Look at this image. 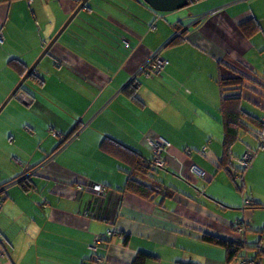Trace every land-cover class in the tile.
<instances>
[{"label": "crops", "instance_id": "obj_1", "mask_svg": "<svg viewBox=\"0 0 264 264\" xmlns=\"http://www.w3.org/2000/svg\"><path fill=\"white\" fill-rule=\"evenodd\" d=\"M80 2H0V106L21 80L10 61L28 70ZM187 10L87 0L38 61L39 82L27 80L30 102L17 96L1 110L0 264H132L138 254L154 257L144 264H220L211 259L220 252L202 234L247 246L246 233L264 230L259 209L243 204L264 207V130L241 133L243 144L231 147L233 158L253 152L241 178L218 169L223 95L237 96L234 105L264 121V0H198ZM249 21L255 26L246 27ZM155 54L167 62L159 72L148 65ZM65 91L75 99L90 95L63 111ZM45 112L54 117L47 127ZM104 136L145 160L153 157L151 142H167L160 170L177 179L152 175L176 191L151 199L123 191L128 166L100 151ZM203 148L206 160L192 152ZM28 177L24 189L18 181ZM98 184L101 194L89 187ZM206 194L240 216L233 221L203 201ZM95 238L102 241L94 251ZM249 249L258 256L253 263L264 264V250Z\"/></svg>", "mask_w": 264, "mask_h": 264}, {"label": "trees", "instance_id": "obj_2", "mask_svg": "<svg viewBox=\"0 0 264 264\" xmlns=\"http://www.w3.org/2000/svg\"><path fill=\"white\" fill-rule=\"evenodd\" d=\"M1 1H10V0H0ZM255 26V22L249 21L246 23V27ZM255 29L251 31H257ZM247 29V28H246ZM250 35V34H249ZM181 37V36H180ZM179 41L178 38H175L172 42L177 43ZM11 67L20 74V77L22 78L25 73L27 72V68L24 66V64L19 60H11L10 63ZM38 77L35 76L33 73L27 78V80L35 81L36 83L39 82ZM27 80L22 85L20 90L17 92V94L14 97H17L18 94H24L27 98H29V95H32L31 92L28 90V87L30 85L27 83ZM224 86V85H223ZM127 94L131 96V98H134L136 95V87L134 85H131L129 88H127ZM223 91V88L221 89ZM264 94V92H263ZM237 96L234 95H227L222 97V110L220 111L221 117L223 120V130H224V136L222 139V157L220 158L218 169L223 170L231 180H234V174H237L238 177H242V174L244 173L245 169L249 167L248 165L241 166L237 163V160H240V158H233V155L231 153V147L239 140L241 133H249V134H260L264 130V121H261L248 113L244 112L238 104L234 105L233 103L238 102L239 99H237ZM228 104V105H227ZM251 130H254L251 132ZM53 133V132H52ZM54 135V133L52 134ZM55 136V135H54ZM256 137L259 135H255ZM58 138L57 136H55ZM70 137V136H69ZM61 142L63 140H66V138L61 135L59 138ZM69 139V138H68ZM67 139V141H68ZM99 149L103 153L111 156L112 158L123 162L128 166V178L125 183L123 191H127L133 195H136L143 199H151L155 197L157 193H163L164 196L169 195L167 190H170L171 192L176 191L175 189L165 186L164 182L161 181L159 178H156L152 175V170L150 169V164L152 162V159L145 160L141 155L135 153L131 149L125 147L124 145L118 143L117 141L113 140L110 137L104 136L99 144ZM235 163H233V161ZM156 170V169H155ZM20 175V174H19ZM18 175V176H19ZM16 176V177H18ZM153 176V177H152ZM19 178V177H18ZM16 178V179H18ZM30 177L19 180L18 184L20 186H23L24 189H27L29 186ZM5 184L0 185V188L4 186ZM90 188L92 186H89ZM170 188V189H169ZM235 188L238 191H242V185H237L235 183ZM2 192L0 191V195ZM3 199L0 197V200ZM247 204H244V206L248 209H262L263 207L261 204L255 202V201H249L247 200ZM244 226L242 228H245L244 224H238V226ZM234 229L236 230V225L234 226ZM111 234L110 232L108 233ZM261 234L260 241L262 240V235H264V230L259 233ZM201 238L203 241L213 244V245H219L222 247L225 251V261L227 264H233L237 263L240 264L241 261L244 259L243 254H241V250L243 248H247L244 242L238 241L237 239L235 241H226L221 238L213 237L209 234H202ZM123 243L127 242V237L123 238ZM102 241V239H101ZM254 247L256 251H263L264 247L261 244V242ZM249 249V248H247ZM263 249V250H262ZM146 257H153L149 255H143L138 254L135 259L133 260L132 264H144ZM258 256H254L253 259H248L250 261H255ZM154 258V257H153ZM175 264H190V263H175Z\"/></svg>", "mask_w": 264, "mask_h": 264}, {"label": "rangeland", "instance_id": "obj_3", "mask_svg": "<svg viewBox=\"0 0 264 264\" xmlns=\"http://www.w3.org/2000/svg\"><path fill=\"white\" fill-rule=\"evenodd\" d=\"M189 6V5H188ZM188 6H186V7H184L183 9H184V11L183 12H185V11H188L187 10V7ZM47 46V45H46ZM0 47H1V45H0ZM41 54V53H40ZM3 56V54L0 56V57H2ZM94 63L95 64H99L100 62H98L97 60H95L94 61ZM93 91V90H92ZM95 91V90H94ZM74 92H71V91H65V92H63L62 94H61V97L63 98L65 95H66V97L65 98H63L64 100H61L60 102H61V106L63 107L62 108V110L63 111H66L65 109H67V110H70V111H73V109H74V107L75 106H79L80 104H83V103H85V100H86V95H90V93H84V95H82L81 97H83L82 99H75V98H73L74 97V94H73ZM27 96V95H26ZM28 97V96H27ZM14 99H16V97H13ZM17 100V99H16ZM57 112V111H56ZM56 117H57V115L55 116V119H56ZM41 118L43 119V120H45L44 121V123H45V126H46V123H47V121H53L54 120V117H52V115L50 114V113H47V112H45L44 113V115H42L41 116ZM57 121V120H56ZM47 127V126H46ZM54 136V135H53ZM249 136L247 135L245 138H248ZM238 143V142H237ZM246 143V142H245ZM238 144H243L242 142H240V143H238ZM192 150V149H191ZM192 152H193V154H195V155H198L200 158H202V159H207L205 156H202V154L200 155L199 154V152H198V150H192ZM160 172V173H159ZM154 173H159V175H160V177H162V178H164V177H169V176H173L172 174L173 173H170V174H166L167 172H164V170H160V169H156V170H154V172L152 173V174H154ZM165 173V174H164ZM158 174H156V176H157ZM175 175L177 176V174L175 173ZM195 175V174H194ZM197 176V175H196ZM221 176H223L222 174H221ZM158 177V176H157ZM174 178H176L175 176H173ZM177 179V178H176ZM161 180V179H160ZM197 180H201L200 182H202V187H203V185H205L206 184V182H204L202 179H198L197 178ZM161 181H163V180H161ZM240 182V181H239ZM233 186V185H232ZM198 189H200L201 190V187L199 188L198 187ZM245 192V191H244ZM202 193V192H201ZM236 193L237 194H239L237 191H236ZM249 193V192H248ZM203 201H206L210 206H213L214 208H217L219 211H222L223 213H225V214H227V216H231V217H233V221H234V219H235V217L236 216H240V215H238V214H241V213H239V212H241V211H239V210H235V209H229V210H227V209H224V207H223V205L220 203V202H218V201H216V200H213L212 198H210V196H208L207 194L205 195V197H202L201 198ZM210 200H212V201H214V204H212L211 202H209ZM264 208V207H263ZM258 212H260L261 213V218H260V223H261V225L262 226H264V209H259L258 210ZM225 216V215H224ZM223 216V217H224ZM226 217V216H225ZM228 218V217H227ZM236 223L237 222H234V225H236ZM258 230L260 229V228H257ZM106 233H108V231L106 232ZM257 236H260L259 234H257V233H253V232H248V233H246V235H245V237H246V243H247V248H251V247H253V246H255L256 245V242L258 241L257 239H258V237ZM101 243V242H100ZM207 244H209V243H207ZM213 245V244H212ZM214 247H215V250L216 251H218V252H220V258H218L216 255H214V256H212V258L211 259H214L215 261H217V263H220V264H225V261H224V249L222 248V247H220L219 245H213ZM241 254H243V255H245V254H247V256H248V258H250V260L251 259H253V256H254V254H255V251L254 250H251V249H246V248H243L242 250H241ZM264 262V261H263ZM238 263V262H237ZM237 263H234V264H237Z\"/></svg>", "mask_w": 264, "mask_h": 264}, {"label": "built area", "instance_id": "obj_4", "mask_svg": "<svg viewBox=\"0 0 264 264\" xmlns=\"http://www.w3.org/2000/svg\"><path fill=\"white\" fill-rule=\"evenodd\" d=\"M167 64V62H165V60H163L159 54H155L148 62V65L154 70V72H159L160 69ZM18 98L21 102L28 104L30 102V99L27 98L24 94H18ZM55 136H57L58 138L61 137L60 133H54ZM150 147H151V151H152V162L150 164V169L152 171H154L155 169H164L166 166V163L164 161L163 158V153L165 152V150L167 149V147H169V144L165 141H157V142H151L150 143ZM202 155H206V148H203L200 152ZM253 157V152L252 151H247L240 160H237V163L241 166H247L248 162L252 159ZM190 172L199 176V177H203L204 173L201 172L196 166H192L190 168ZM95 192H97L98 194L102 193L103 188L101 185H94L91 187ZM247 200H243V204H247ZM240 231V230H239ZM262 239H264V236H262ZM101 242L100 238H95L93 240V246L92 249L95 251L97 248V245H99ZM83 264H87V263H83ZM240 264H254L253 261L248 260V258L246 256H244V259L241 261Z\"/></svg>", "mask_w": 264, "mask_h": 264}, {"label": "water", "instance_id": "obj_5", "mask_svg": "<svg viewBox=\"0 0 264 264\" xmlns=\"http://www.w3.org/2000/svg\"><path fill=\"white\" fill-rule=\"evenodd\" d=\"M87 0H81L80 4L78 5L77 9L73 12V14L68 18L64 26L59 30V32L56 34V36L51 40V42L46 46L45 50L42 52L38 60L33 64L25 73V75L21 78V80L18 82V84L15 86V88L12 90V92L9 94V96L5 99V101L0 106V112L4 108V106L9 102L10 99H12L17 92L20 90L22 85L25 83L27 78L34 72V69L38 63V61L43 57V55L48 51V49L51 47V45L57 40L59 35L62 33V31L66 28V26L69 24V22L72 20V18L75 16V14L84 6ZM150 9H152L155 12L159 13H166V12H173L179 9H182L189 5L190 2H195L198 0H142Z\"/></svg>", "mask_w": 264, "mask_h": 264}, {"label": "bare ground", "instance_id": "obj_6", "mask_svg": "<svg viewBox=\"0 0 264 264\" xmlns=\"http://www.w3.org/2000/svg\"><path fill=\"white\" fill-rule=\"evenodd\" d=\"M248 257V256H247Z\"/></svg>", "mask_w": 264, "mask_h": 264}]
</instances>
